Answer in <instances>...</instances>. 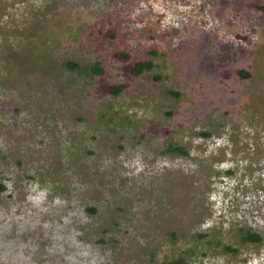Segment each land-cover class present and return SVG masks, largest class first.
<instances>
[{
    "label": "rangeland",
    "instance_id": "obj_1",
    "mask_svg": "<svg viewBox=\"0 0 264 264\" xmlns=\"http://www.w3.org/2000/svg\"><path fill=\"white\" fill-rule=\"evenodd\" d=\"M0 182V264H264V0H0Z\"/></svg>",
    "mask_w": 264,
    "mask_h": 264
},
{
    "label": "trees",
    "instance_id": "obj_2",
    "mask_svg": "<svg viewBox=\"0 0 264 264\" xmlns=\"http://www.w3.org/2000/svg\"><path fill=\"white\" fill-rule=\"evenodd\" d=\"M119 55H124V54L119 53ZM152 67H154V64L151 60H144V61L137 62L131 71L134 74H141L144 70H150L152 69ZM92 70L94 73H97V74H101L103 72V68L100 66V64H96ZM120 90H121V86H116V87H112L110 91L115 93V92H119ZM168 150L173 151L175 153L177 152L182 153V154L187 153L183 147L174 145L172 143L168 147ZM5 189H6L5 184L0 182V193L3 192ZM91 210L94 211V209H91ZM241 238L243 242L262 241V236L260 233L253 232L250 230L243 232L241 235ZM172 264H185V260L183 258H179L176 261L172 262Z\"/></svg>",
    "mask_w": 264,
    "mask_h": 264
}]
</instances>
